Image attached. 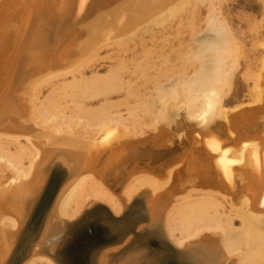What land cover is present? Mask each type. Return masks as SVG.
<instances>
[{"label": "bare ground", "instance_id": "bare-ground-1", "mask_svg": "<svg viewBox=\"0 0 264 264\" xmlns=\"http://www.w3.org/2000/svg\"><path fill=\"white\" fill-rule=\"evenodd\" d=\"M1 1L0 17L3 18L2 13L16 2ZM24 1L29 3L27 6H32V14L23 21V27L29 23L23 38L19 40L17 36L7 35L6 29L0 25V121L7 116L18 117L21 110L17 103L23 97L22 93L24 95L31 92L34 96L42 80L63 72L60 70L64 69L68 60L76 57L82 49L79 45L84 38L86 39L83 41H86L93 35L92 39L83 44L86 45L84 51L81 50L86 58L104 44L117 40L112 37L123 32L125 36L120 38H128L116 42L115 46L121 55L126 56L124 53L136 46L137 50L142 49L140 54L143 53L146 59L156 46H160L155 34L151 35L150 47L147 41L139 39L137 43L129 35L138 29L146 32L149 26L144 21L152 20L155 26H160V31L173 24L182 25L198 0H92L90 3L87 0ZM217 8L209 6L205 33L195 38L194 46H191L189 54L181 60L176 75L169 80L168 85L158 86L162 103L161 108L153 113L151 121V129L155 131L154 144L159 141L162 146L164 143L172 144L173 137L168 135L169 123H166L168 118H172L169 112L173 117L175 114H185L183 120L187 122V126H192L197 131L192 142L189 141V149L186 147L176 158L171 157L161 165L163 178L150 171L132 173L131 179L123 187L122 197L114 195L104 184V172L97 169L96 164L106 150L110 157L105 159V168L117 161L124 152L128 137L124 135L125 132L120 133L116 125H109L113 121L124 120L122 115H112L106 109L100 110L98 115L93 112L89 114L88 117L100 124L101 135L104 132L102 140L98 141L94 137L79 135L69 123L56 125L47 121L49 102L44 101L39 112L33 107L32 96L30 104L22 102L25 124L10 129L13 131L0 128V138L11 137L18 142L21 136L27 143L23 146L18 142L20 151L16 155L7 153L5 146L0 143V161L4 158L8 160L16 171L15 182L20 181L10 190L9 184L5 189H0V264H82L83 258L74 251L80 249L78 238L66 236L76 233V227L63 219H73L81 211L84 213L85 209H82L81 204L86 196H92L95 201L106 204L115 214H123L127 207L131 211L129 218L125 216V220L118 226L117 235H126L122 243L116 242V229L114 225H109L107 238L100 239L97 241L98 245L91 246L88 250L91 264H166L172 261L180 264H232L227 255H234L235 251L240 254L237 264H264V135L260 140L243 141L241 144L232 139L234 147H229L225 146V141L219 134L223 130L222 123L232 134L231 129L242 122V111L235 109L226 113L225 104L236 74L235 68L239 59L245 55L246 47L243 35L239 40L229 24L226 26L221 22L223 16ZM119 9L120 12L116 15ZM9 10L7 12L10 14ZM129 12L133 15H129ZM80 14L86 18L80 28L82 39L79 38L75 47L69 43L56 50L64 31ZM261 24L258 22V27H263ZM135 26L138 29L128 31ZM51 31H54L52 38L48 39ZM129 43L134 44L129 47ZM259 44L264 47V41ZM205 51H213L217 55L204 57L201 54ZM82 57L77 64L84 59ZM61 61L66 64L57 65ZM261 63L255 85L250 88V92L255 93L256 101L261 97L264 100V59ZM249 64L240 66L245 68V73L253 76L252 66ZM127 68L125 61H119L109 68L105 77L93 76L81 80L80 93L95 96L118 89L127 83L123 79ZM189 68L192 71H188ZM44 74L48 76L45 77ZM24 81L26 83L23 87ZM138 109V106L130 107L128 117L135 118ZM186 117L197 123H189ZM39 120L40 125L37 122ZM53 126H61L63 129L52 131ZM64 126L68 127L69 133L63 131ZM249 126L252 127L250 124ZM177 128L180 130L181 123ZM188 132L192 133L190 130ZM93 134L94 132L91 135ZM243 134L245 135V131ZM186 143L179 138L181 148ZM128 144L131 145L130 142ZM174 146L177 152V144ZM170 149L167 147L162 152L165 154L173 151L172 147ZM22 156L29 159L28 166H22ZM169 161H174L175 165L167 166ZM23 180L28 181L21 182ZM50 180L54 182L48 185ZM134 219L151 223L157 232V238L154 237L158 241L157 246L166 253L170 246H164L160 240L168 238L174 244L177 254L174 257L177 258L162 254L161 251L160 255L151 252L145 242L147 240L124 247L130 240L127 222ZM237 224L239 225L236 226ZM1 225L17 228L16 232H6ZM142 226L143 223L139 225ZM188 236L192 239L183 242ZM121 246L124 250L117 254Z\"/></svg>", "mask_w": 264, "mask_h": 264}, {"label": "rangeland", "instance_id": "rangeland-1", "mask_svg": "<svg viewBox=\"0 0 264 264\" xmlns=\"http://www.w3.org/2000/svg\"><path fill=\"white\" fill-rule=\"evenodd\" d=\"M15 2L16 4H11V5L13 6L18 5L17 7L14 8L12 6L13 7V8L11 7L12 10L9 7L5 10V12H3L4 15L2 13V16L4 17L3 18L0 17L1 18L0 25H2V27L6 29L7 35L9 34L10 36L12 35L17 36L19 40H21V38H23L22 36L26 34L29 26L28 23V26L23 27V21L24 19H26V17H29V14H32L30 13V11L32 10V6L31 5L30 7L27 6L29 5V3L25 2L24 0L13 1V3ZM263 2L264 0H198L195 8L191 9L190 16L187 15L189 18L185 20L182 25L173 24L168 29L162 28L161 31L159 30L160 26H155L154 23L151 22L152 20L148 22L144 21V24L148 23L147 25L149 26L147 27L146 32H143L142 31L143 29L139 31L138 26L137 27L135 26L128 31H133L135 29H138L134 34L133 33L132 35L130 34L131 36L129 35V37H134L137 43L139 39H143L148 42L149 47L151 46V42H150L152 38L151 35L155 34L156 42L160 43V46H156L154 50H152V53H149L147 55L148 58L146 59L145 57H143V53L140 54L142 49L139 48V50H137L138 48H136V46L133 47L132 50L130 48L129 52L124 53L126 54V56L121 55L122 53L115 46H117L116 42H121V40L128 38V36L125 38H120L122 36H125L123 32L121 34H116L112 37L114 39L117 38V40L113 39L114 41L104 44L102 47L94 51V53H92L90 56L86 58V56L83 55V52H81V50L84 51L83 49L85 48L86 45L83 46V44H86L90 39H92L91 37H93V35L91 34V37L86 41H83L86 38H84L82 41L80 40L81 45L79 46H82V49L78 51L77 53L78 55L76 57H74L72 60H68L67 64L65 61H61L60 63L57 64L60 66H63L62 64H66L64 65V69L60 70L63 72L55 73L51 77L49 76L48 79L42 80L34 96H32L31 92L25 93L24 95L22 93L23 97H20V101H18L17 103V105L20 107L21 113L16 118L13 116L12 117L7 116L6 118L2 119L3 121L2 120L0 121V128L9 129V131H13L10 129H13L15 127H21L25 124V120H24L25 114L24 111H22L23 109L22 102L30 104L31 96L33 97L32 98L34 104L33 107L36 109V112H39L40 106L44 101L49 102L47 108V113L49 117H46L47 121H50L56 125L69 123V126L73 125L75 127L74 130L76 129L75 132L76 131L77 133L79 132L78 133L79 135L94 137L95 140L98 141L102 140L104 132L101 135L100 124L94 118L88 117L89 114L93 112L94 114L97 113L98 115V112L102 109L104 110L106 109L110 111L112 115L116 113H120L124 118V120H122L121 122L113 121V123H110L109 125H116V128L119 129V132L122 134L125 132L124 135L128 137V139L125 140V142L127 143L124 144V152L121 154L122 156L121 155L119 156L117 161H113L112 163H110L111 165L105 168L104 167L105 159H107L108 156L110 157L109 151L106 150L104 155L101 157V160L98 161V163L96 164V168L102 169L104 172L103 173L104 184H106V186L113 192L114 195L122 197L121 194L123 187L127 185L132 175L136 172L150 171L152 173H156V174L158 173V175H160V177L162 176L163 178V175L160 170L161 165L166 163V161L171 157L176 158L177 154L181 153L182 150L185 149L186 147H188L187 149H189L190 148L189 141L192 142L194 136H196L197 131L192 129V126H190V128L187 126V122L183 120V116L184 117L186 116L185 114L183 115L175 114V117H173L172 114H170L169 112V116L172 118H168V121L166 123H169L168 127L170 129L168 130V135L173 137L172 144L170 143L165 145L164 143V146H162L161 145L162 143L160 144V141L154 144L153 134H155V131L151 129V127H153L152 125L153 123H151V121H153L152 118L153 113L161 108V103H162L161 92L159 91L158 86H162L163 84L165 85L172 80V77L176 75V72L180 67L181 60L189 54V52L192 49L191 46H194L195 38H198L200 37L199 35L201 34L203 35L205 33L204 31L206 29V21H207L206 13L208 12L209 6L213 5L216 8L218 7L217 10H219L223 18L226 19L227 22H229L228 23L229 26L238 35L239 40L243 35V38H245L243 43L246 47L245 55L239 59L238 66L235 68L236 74L233 77L232 80L233 83L231 85L232 87L230 90V94L228 95V98L226 99L227 102L225 104L227 111L226 113L231 112L232 110L235 109L236 110L239 109V111L240 110L242 111L240 114V116H242L240 121L242 120V122L238 127L231 129L232 134L230 133V131L228 132L226 130L224 123H222L223 130L222 132L220 131L219 134L224 139L225 146H229V147L233 146L232 139H235V142L240 141V144L243 141L260 140V138L264 135V131H263L264 106H262V103L264 104V100H262L263 97H261L259 100L262 101L259 100L256 101L255 93L254 91L250 92L251 91L250 88H253V86L255 85V82L259 74L258 70H260L262 66L261 61L264 59V47L259 44V42L262 43L264 41ZM1 3L2 1L0 2V4ZM20 3L22 5H20ZM89 5L90 4H88L87 9H89L88 8ZM34 6L35 4L33 3V7ZM8 9L11 10L10 14L7 12ZM13 11H15V13ZM119 12L120 9L117 11V14L116 13L115 14L118 15ZM7 13L9 15H6ZM128 14L133 15L132 12H129ZM260 20L262 21V24L260 23L261 22ZM16 22L18 25L16 24ZM258 22L259 25L261 24L263 25V27L261 28L258 27L259 26ZM14 23L16 24L17 27L14 26L15 25ZM13 26H14L13 29L15 30L12 29ZM80 27L81 24L79 23V25L77 24V26H75L74 28L68 29V31L70 32L65 31L63 39L61 40L60 43H58L56 50H59L60 48L64 47L65 45H68L69 43L70 45L75 47L74 45H77L79 38L82 39L81 38L82 34L79 33ZM242 31L245 33H243ZM255 31H257V33ZM53 32L54 31L50 32L48 39L52 38ZM140 32H142V34H140ZM252 42L254 44H256L257 42V44L254 45ZM134 43H129V47H132ZM112 44L114 45L112 46ZM254 46H256V48H254ZM251 47L253 49H251ZM80 57L84 59H82V61L79 64H77ZM249 60H250V64H249ZM119 61L122 62L125 61V63L127 64L128 67L126 69L127 72L123 74L124 82L126 81L127 83L122 84L118 89H115L112 92L105 94H99L94 96L93 94L86 95L80 93L79 82L81 80L89 79L93 76L105 77V75L108 73L109 68L117 64V62ZM243 63L244 64L248 63L249 65L252 66L251 72H253L254 77L249 76V74L245 73V68H242V66L244 65ZM240 64H242V66H240ZM52 71L49 72L48 74H51ZM188 71H192V69L189 68ZM48 74H44V76L47 77ZM263 76H264V71H263ZM25 83L26 82L24 81L22 86L25 85ZM263 91H264V82L262 85V94L264 93ZM20 104H22V106ZM135 106H138L140 110L138 109L136 117L131 119L128 117V111L130 107H135ZM237 106L238 108H235ZM257 113L259 114V116H257L259 119H257V117L255 116V114L258 115ZM252 116L254 117V119ZM187 120L189 121V123L193 122L189 118ZM37 122L39 123V125L41 124L40 120ZM173 122L174 124H172ZM180 123H181V128L179 130L177 127ZM248 123L252 127H250ZM254 123L256 126H254ZM217 124H219V122ZM243 127L244 128L248 127V129L245 128L244 130ZM51 129L52 131L54 129H55L54 131H57L58 129H63V128L61 126L60 127L53 126L51 127ZM68 130H69L68 127H65L63 131L69 133ZM188 130H190L192 133L189 134ZM127 131H129L130 133ZM244 131H245V135L243 134ZM90 132L91 134L94 132L93 134L94 136L91 135ZM178 135L182 138L184 143L187 142L189 145L186 143L184 147L181 148L180 145L178 144L180 138ZM131 140L133 141V143ZM18 142L21 143L23 146L27 145L24 137L19 136ZM18 142L11 137L2 136L0 138V143L3 145V147L5 146L4 147L6 149L5 151L7 153H11L12 155H16L20 151V146H19L20 144ZM128 142L131 143L133 148H131L132 146L129 145ZM135 142L138 146L135 144ZM176 144L178 146L177 152L174 146ZM166 146L169 148V150H171L170 148L172 147L173 151H169L164 154L162 151L167 149ZM22 157H23L22 166H28L29 159L27 158V156H22ZM169 165L170 167L174 166L175 165L174 161L173 162L169 161L167 166ZM15 175H16V171L10 166L8 160L6 161L5 158L4 160H1L0 189H5V187H7L8 184L10 186L8 190H10V188L16 187L20 181L17 180V182L18 181L19 182L18 183L15 182L14 179ZM26 181L28 180H23L21 182H26ZM237 184L238 186H240L239 181H237ZM91 198L93 197L92 196L84 197L82 201L83 203L81 204L83 210L92 207L93 204L95 203L98 202L102 203L97 200L95 201L94 198L93 199ZM111 212L115 216L118 215L117 217L121 215V214H115L113 211ZM82 214L83 212L81 211L77 217L73 219L64 218L63 220L65 222L66 221L74 222L79 217H81ZM5 216H8V214H5ZM238 225L239 224H237L236 226ZM1 226L4 228V230H6V232L8 231L16 232L15 230L17 229V228L12 229L9 226L6 227V225H1ZM175 235L177 237H180L179 233H176ZM191 239L192 238L188 236L187 239L183 240V242H186V240H191ZM239 256H240L239 251H235L234 255L231 256L227 255L228 260L232 262V264H234L235 262L237 264ZM47 258L51 259L50 256L49 257L47 256Z\"/></svg>", "mask_w": 264, "mask_h": 264}, {"label": "water", "instance_id": "water-1", "mask_svg": "<svg viewBox=\"0 0 264 264\" xmlns=\"http://www.w3.org/2000/svg\"><path fill=\"white\" fill-rule=\"evenodd\" d=\"M87 3H90L92 0H87ZM81 15V14H80ZM86 18L79 16L78 19H76L75 21H73V23L71 25H69L65 31H68V29H72L75 26H77V24H81V27L83 26V24L85 23ZM80 27V28H81ZM64 31V34H65ZM81 33V32H79ZM52 182H54L53 180H50L48 182V185L52 184ZM49 198V196H48ZM130 209L127 207L126 210L123 212V214H121L119 217L115 216L111 210L104 204L102 203H95L93 204L92 207L87 208V210L84 211V213L82 214L81 217H79L76 221L74 222H67V224H70L72 227H76L75 231L76 233H73V235L71 236V234H66V236L71 237V239L77 237L79 240L78 246L80 249H74L75 252H77V256H81L83 259V263L82 264H91L92 259L89 255V248L91 246L94 245H98V242L100 239H104L107 238L108 234H109V225H114V230L115 234L117 235L118 231H119V227L120 224L125 220V216L127 218H129V214L131 211H129ZM91 211V212H90ZM144 224V226L139 227L140 224ZM128 229L129 232L127 234H130V240L127 242V244L124 247H129V246H134L135 244H137L140 240H147L145 242H147L148 244V249L151 250V252H154L156 254H159V252L161 251L162 254H170L173 255V258L176 259L177 257H174V255H177L174 249V244L171 243L170 240H168V238L164 237L163 239H161L160 241L163 243L164 246H170V250L168 253H166L163 249H159L158 248V241H155L154 237H156V229H153L151 226V223H147L145 221H140V220H136L134 219L131 222H127ZM126 235H122L119 236L117 235L116 238L114 237V239H116V242H120L123 241L125 239ZM157 238V237H156ZM118 243V244H120ZM171 243V244H169ZM124 247L121 246L120 248H118V253H121L124 250ZM160 255V254H159ZM166 264H180L179 262L176 263L175 261H172L170 263H166Z\"/></svg>", "mask_w": 264, "mask_h": 264}, {"label": "clouds", "instance_id": "clouds-1", "mask_svg": "<svg viewBox=\"0 0 264 264\" xmlns=\"http://www.w3.org/2000/svg\"><path fill=\"white\" fill-rule=\"evenodd\" d=\"M221 22L224 23L226 26H228V22H227L226 19L222 18ZM201 55L204 56V57H208V56L215 57L217 55V53L213 52V51H205Z\"/></svg>", "mask_w": 264, "mask_h": 264}]
</instances>
